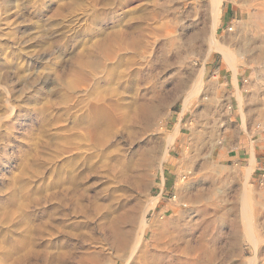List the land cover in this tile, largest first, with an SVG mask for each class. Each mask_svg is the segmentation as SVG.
Returning a JSON list of instances; mask_svg holds the SVG:
<instances>
[{
  "label": "rangeland",
  "instance_id": "rangeland-1",
  "mask_svg": "<svg viewBox=\"0 0 264 264\" xmlns=\"http://www.w3.org/2000/svg\"><path fill=\"white\" fill-rule=\"evenodd\" d=\"M209 1L0 0V264H45V250L48 264H124L112 245L119 204L136 211L117 229L135 239L145 220L143 244L149 229L191 225L214 249L211 264H264V213L251 239L229 227L244 229L264 206V174L250 187L219 168L229 130L264 140V66L255 62L264 1L222 0L217 16ZM203 20L207 39L191 41ZM118 34L133 46L104 71L83 66ZM117 104L123 121H108L101 141L89 137L91 107ZM143 149L147 171L121 183Z\"/></svg>",
  "mask_w": 264,
  "mask_h": 264
},
{
  "label": "bare ground",
  "instance_id": "bare-ground-1",
  "mask_svg": "<svg viewBox=\"0 0 264 264\" xmlns=\"http://www.w3.org/2000/svg\"><path fill=\"white\" fill-rule=\"evenodd\" d=\"M221 1L222 0H210L208 5L206 4L205 5L208 6L212 10V13L216 11L217 12L216 16H217L218 10H219L217 8ZM242 9H243V13L244 11L245 13L246 12L249 14L251 13V11H249L250 9L248 10L246 6L243 7ZM261 11H262V8H261ZM257 13L260 14L261 13L260 10ZM262 20L264 23L263 15H262ZM203 22H205V26L202 25L204 27L200 28L198 31H195L193 33V35L191 36V41H195L199 43V42H204L205 39H207V32H209L208 30L209 28H207L206 21L203 20ZM232 30L233 29L230 27L229 31H232ZM216 31L217 29L216 27H214L212 36H211L212 41L214 42L215 41L218 42L216 40ZM114 38H115L114 43L116 45H114L113 42L104 40L102 43L98 44V50L100 51V54L102 57L96 58L94 61H85L83 63V66L85 68H91L92 70L97 71V72L101 70L104 71L106 69V64H107L106 62L115 61L116 55L118 54L119 51H121L122 47L131 48L133 46L132 42H125L120 34L115 35ZM258 42H259V46L257 50L259 53L255 57V62L261 66H264V39H262L261 37L258 39ZM213 47L215 51L221 53V55L223 56V61H227L226 59L228 58L229 52L222 49L219 46H217L216 48L215 46ZM116 106L119 107V105L117 104L113 106L110 110L105 107H98V105L91 107L93 111L89 118V122H90V127H89L90 130L88 132L89 137L97 139L98 141H101L102 139H104L103 137L108 132V128H107L108 121L112 122L113 124L115 123V121H118V120L123 121L122 111L119 115V109ZM140 109H141V112L143 113L145 112L144 116L147 117L146 115H148V112H149L148 106L145 104H142ZM148 165H149V161L147 158V154L145 152V149H143V151H141V153L136 159L127 161L124 164L122 174L119 175L121 179V183L124 182L123 179L125 177L127 179L128 175H130L128 173L125 176L124 174L125 172L132 171L135 168H137L135 173L139 175V173L143 172L144 170L147 171L146 169ZM108 169L110 171L113 170L114 172L117 173V169L114 164L110 165ZM141 176L142 175L140 174V177ZM135 211H136L135 207H126L125 205L119 204L118 209L116 210V216L112 220L113 225L115 227V230L113 229L114 230L113 231L114 241L112 245H113V248L116 250V252H118L119 259L121 262L125 260L126 262H128L130 258L133 256L134 252L137 250H139V253H140V255L137 256V260H136V263L138 264H211L215 260L214 258L216 254L214 252V249L212 250L211 248V250H208V247L206 246L207 244L203 243L204 234H201L200 236L195 237V227L191 225L189 227V233L185 231L184 227L179 225L178 223L174 225L172 233L171 232H161L157 234L155 230L149 229L150 236L148 234L149 239H148V242L145 244H143L145 233H146V228L143 227L144 224L146 225L145 220H142V219L140 220V222L142 221L141 222L142 227L140 225L141 231L138 232L139 236L137 237L135 236V239L133 238L132 228L125 230V231L117 229V227H121V225H125V224L131 226L135 221ZM203 211L202 212L198 211V214L199 213L203 214ZM110 213L108 214L110 215ZM263 213H264V206L260 205V210L255 212L253 215V219H255V222L252 219L251 223L247 224V227L244 226V229L241 228V226L237 222H234L232 224H230L229 222L227 223L230 224L229 227H231L234 230L233 231L234 233L237 234L238 232H243L244 230L246 237L251 239L253 234L256 233L258 230V227H259L258 218H260ZM212 225H213L214 230L218 228L216 221H212ZM253 238H255V236ZM212 245L214 246L215 242H213ZM128 252L130 253L128 254ZM43 259H44L45 264L50 263L51 253L45 250L43 254ZM126 262L124 264H126ZM113 264H121V263L119 261H115ZM235 264H255V260L253 258H249L247 261L240 259Z\"/></svg>",
  "mask_w": 264,
  "mask_h": 264
},
{
  "label": "crops",
  "instance_id": "crops-1",
  "mask_svg": "<svg viewBox=\"0 0 264 264\" xmlns=\"http://www.w3.org/2000/svg\"><path fill=\"white\" fill-rule=\"evenodd\" d=\"M234 17L235 12L230 9L223 12L224 21L232 22ZM219 152V168L230 175L233 183L252 187L263 178L264 140L260 135L239 125L223 138Z\"/></svg>",
  "mask_w": 264,
  "mask_h": 264
}]
</instances>
